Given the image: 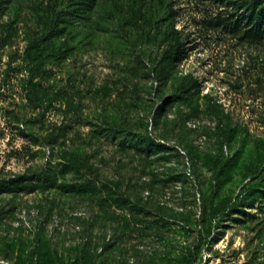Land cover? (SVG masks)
I'll return each mask as SVG.
<instances>
[{"label":"rangeland","instance_id":"rangeland-1","mask_svg":"<svg viewBox=\"0 0 264 264\" xmlns=\"http://www.w3.org/2000/svg\"><path fill=\"white\" fill-rule=\"evenodd\" d=\"M239 1L0 0V264H264Z\"/></svg>","mask_w":264,"mask_h":264},{"label":"trees","instance_id":"trees-1","mask_svg":"<svg viewBox=\"0 0 264 264\" xmlns=\"http://www.w3.org/2000/svg\"><path fill=\"white\" fill-rule=\"evenodd\" d=\"M234 6L240 13L238 20L245 25L247 35H250L253 41L264 40V0H240L234 3ZM36 48L37 55L40 51L39 47Z\"/></svg>","mask_w":264,"mask_h":264}]
</instances>
